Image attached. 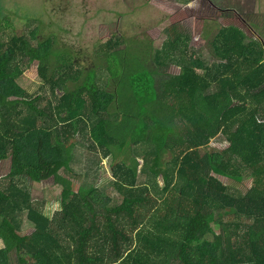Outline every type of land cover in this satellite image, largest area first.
Wrapping results in <instances>:
<instances>
[{
    "label": "trees",
    "instance_id": "trees-1",
    "mask_svg": "<svg viewBox=\"0 0 264 264\" xmlns=\"http://www.w3.org/2000/svg\"><path fill=\"white\" fill-rule=\"evenodd\" d=\"M38 34L0 19V264H264L262 37L222 26L208 62L171 25L154 54L158 69L180 70L166 75L114 70L108 39L95 50L111 59L105 75ZM35 63L29 94L17 80ZM218 135L227 146L210 145ZM108 156L114 203L96 186ZM50 177L62 186L51 217L31 190Z\"/></svg>",
    "mask_w": 264,
    "mask_h": 264
},
{
    "label": "rangeland",
    "instance_id": "rangeland-1",
    "mask_svg": "<svg viewBox=\"0 0 264 264\" xmlns=\"http://www.w3.org/2000/svg\"><path fill=\"white\" fill-rule=\"evenodd\" d=\"M257 2L264 6V0H0V19L8 16L18 35L36 28L40 39L53 38L56 49L75 57L78 67L96 66L106 75V56L97 57L95 50L111 39L117 42L114 70L132 74L138 69H157L166 75L180 71L174 65L158 69L154 63L155 51L166 41L169 26L189 34L191 46L210 62L214 58L211 42L222 26H239L255 36ZM17 81L35 94L41 85L38 64L31 65ZM81 141L76 143L72 161L76 172L84 171L87 163L86 145ZM210 145L222 148L228 141L218 135ZM112 161L111 156L102 159L96 186L114 203L119 198L112 186ZM8 169L9 161H1L0 175ZM160 182L163 184V176ZM235 185L246 191L250 180ZM61 189L54 177L44 180L39 189L31 187L35 197L46 201L44 212L49 217L61 209ZM33 229L24 215L21 234Z\"/></svg>",
    "mask_w": 264,
    "mask_h": 264
},
{
    "label": "crops",
    "instance_id": "crops-1",
    "mask_svg": "<svg viewBox=\"0 0 264 264\" xmlns=\"http://www.w3.org/2000/svg\"><path fill=\"white\" fill-rule=\"evenodd\" d=\"M259 36L264 40V6L257 2L255 37Z\"/></svg>",
    "mask_w": 264,
    "mask_h": 264
}]
</instances>
